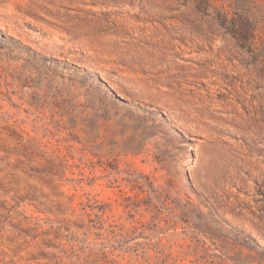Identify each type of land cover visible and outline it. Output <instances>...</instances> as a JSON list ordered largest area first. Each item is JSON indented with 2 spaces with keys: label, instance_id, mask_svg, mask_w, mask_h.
Here are the masks:
<instances>
[{
  "label": "rangeland",
  "instance_id": "374dc122",
  "mask_svg": "<svg viewBox=\"0 0 264 264\" xmlns=\"http://www.w3.org/2000/svg\"><path fill=\"white\" fill-rule=\"evenodd\" d=\"M0 264H264V0H0Z\"/></svg>",
  "mask_w": 264,
  "mask_h": 264
}]
</instances>
